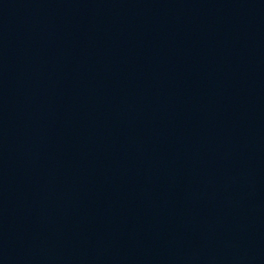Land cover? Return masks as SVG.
Instances as JSON below:
<instances>
[{
	"label": "water",
	"instance_id": "1",
	"mask_svg": "<svg viewBox=\"0 0 264 264\" xmlns=\"http://www.w3.org/2000/svg\"><path fill=\"white\" fill-rule=\"evenodd\" d=\"M0 264H264V0H0Z\"/></svg>",
	"mask_w": 264,
	"mask_h": 264
}]
</instances>
